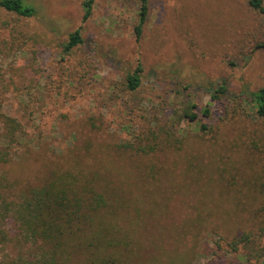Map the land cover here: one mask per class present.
I'll return each instance as SVG.
<instances>
[{"label": "rangeland", "instance_id": "374dc122", "mask_svg": "<svg viewBox=\"0 0 264 264\" xmlns=\"http://www.w3.org/2000/svg\"><path fill=\"white\" fill-rule=\"evenodd\" d=\"M25 1L34 17L0 8L2 111L23 136L0 167L7 198L71 174L106 197L126 264H264V118L209 95L264 86V15L250 0H147L137 37V0H93L84 22L87 0ZM6 231L0 264L30 250Z\"/></svg>", "mask_w": 264, "mask_h": 264}, {"label": "trees", "instance_id": "16d2710c", "mask_svg": "<svg viewBox=\"0 0 264 264\" xmlns=\"http://www.w3.org/2000/svg\"><path fill=\"white\" fill-rule=\"evenodd\" d=\"M93 0L84 3L82 21L91 15ZM138 22L135 26L137 37L148 18V1L137 0ZM250 5L264 15L262 0H250ZM0 8L18 16L31 18L36 8L25 0H0ZM83 43L80 28L70 33L65 50L69 51ZM141 65L128 73L125 84L128 90L135 91L141 82ZM3 93L0 73V167L13 158V149L23 143L20 122L3 113L1 95ZM212 101L242 99L250 103L254 115L264 118V86L255 91L246 90L238 95L232 93L224 80L215 89L209 90ZM209 109H204L205 115ZM194 118V115L189 116ZM204 124L201 128H205ZM132 148L126 144L123 148ZM141 150V148L138 150ZM0 177V234L6 237V226L12 223L18 230L17 243L27 253H19L17 259L8 264H126L128 260L125 243L112 237V231L104 227L99 218L100 212L107 207L106 197L89 182L78 185L71 174L54 175L42 186L28 188L15 199H8V188ZM78 186V187H77ZM264 235V225L260 226ZM124 242V241H123ZM250 237L245 235L236 239L232 251L237 252L239 245L249 246ZM7 264V263H6Z\"/></svg>", "mask_w": 264, "mask_h": 264}]
</instances>
